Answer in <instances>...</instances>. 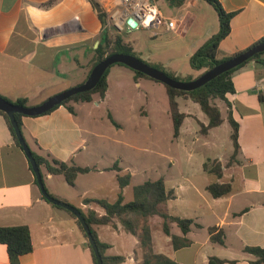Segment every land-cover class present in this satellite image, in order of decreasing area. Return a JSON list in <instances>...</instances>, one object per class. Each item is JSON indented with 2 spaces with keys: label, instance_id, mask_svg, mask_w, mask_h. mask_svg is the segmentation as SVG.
<instances>
[{
  "label": "crops",
  "instance_id": "crops-1",
  "mask_svg": "<svg viewBox=\"0 0 264 264\" xmlns=\"http://www.w3.org/2000/svg\"><path fill=\"white\" fill-rule=\"evenodd\" d=\"M49 1L0 0V96L13 102L26 98L27 107L38 106L48 98L82 84L93 69L96 49L105 30L114 33L108 25L104 29L92 3H98L107 16L114 0H56L48 8L45 5ZM219 1L227 13H234L230 33L217 50L216 56L221 60L251 48L264 38V0ZM168 4L172 14L167 18H184L178 32L164 27L159 29L157 36L149 32L154 38L178 39L179 45L174 48L184 53L175 59H165L161 51L154 56V65L159 64L176 75L185 72L193 80L197 79L206 69H193L191 57L219 32L220 22L219 27L212 28L203 21L202 14L196 11L200 0L183 3L168 0ZM135 40L125 41L136 52ZM110 70L115 71L109 72L106 95L95 94L91 102L72 103L75 114L67 106H60L46 115L22 118L23 135L37 155L91 169L79 174L75 185L70 186L64 175H53L41 168L48 192L83 214L93 211L98 217L105 216L106 211L90 201L115 203L120 192L119 174L132 176L122 194L124 203L134 200L136 186L132 182L137 169L124 154L119 156L123 161L121 164L113 163L116 156L100 145L91 146L90 141L98 138L114 142L123 149L141 150L126 140L109 138L96 131V120L90 119L91 108L83 116L84 120H80V113L87 109L86 104L93 103L98 109L105 106L117 121L116 133L125 132L126 127L110 110L108 103L112 81L115 77L116 84L124 87L127 85L125 79H130L132 86L141 88L144 79L123 65L116 64ZM231 80L235 91L226 96V101L217 103L224 122L207 135L200 132L201 125L209 124V118L200 106L190 98H178L183 101L184 110L180 102L178 104L185 119L179 137H172V143L178 144L186 160L178 162L175 157H167L171 163L161 179L167 190L174 191L175 197L161 208L168 215L192 220L193 224L184 235L176 223H169L167 234L161 217L153 216L148 221L154 252L178 264H209L211 258L222 260V264H253L257 258L247 249H264L262 61L246 63L233 72ZM229 113L238 124L240 146L232 163L234 145ZM212 161L221 165V178L205 170V164ZM116 165L121 168L120 172ZM216 182L231 184V193L220 198L212 197L207 187ZM132 192L133 200L130 199ZM17 226L30 229L33 246L31 252L19 257L18 264H95L88 238L76 219L67 210L44 199L29 160L16 145L6 120L0 115V227ZM92 228L99 240L109 245L105 256L124 257L120 264H142L143 252L138 237L127 232L118 219ZM212 236L221 237L223 244L213 242ZM174 238H185L189 245L175 249ZM0 264H13L7 247L2 244Z\"/></svg>",
  "mask_w": 264,
  "mask_h": 264
},
{
  "label": "trees",
  "instance_id": "trees-1",
  "mask_svg": "<svg viewBox=\"0 0 264 264\" xmlns=\"http://www.w3.org/2000/svg\"><path fill=\"white\" fill-rule=\"evenodd\" d=\"M170 1H177L179 3H183L186 0H170ZM204 1L212 5L214 9L217 11L220 22V30L216 35H214L209 41H207L202 47H200L193 54V56L191 57V66L193 69L195 70L206 69V71H208L213 67H215L216 65H219L229 59H232L246 52L247 50L253 47H256L259 44L264 43V38H262L261 40L256 42L251 48L245 51H242L240 53H237L233 56L221 60L218 59L216 55L219 44L230 33V21L234 16V13H227L222 7V4L219 0H204ZM55 3L56 0H50L48 3H46L45 6L50 8ZM98 16L105 29L108 24L106 13L105 12L101 13ZM115 54H129L140 58L139 56H137L136 52L134 51L133 46L130 43H127L121 35L116 34L115 32L112 34L109 31L105 30L104 35H102L101 37V42L96 49V59L93 68L99 62ZM263 58H264V52L255 55L246 63L253 60L264 61ZM144 62L156 69L163 71L170 78L181 81L179 75H176L171 72H167L166 70L163 69L164 67H161V65L150 64L146 61ZM246 63L226 73H223L222 75L211 80L201 88L191 92L176 90L165 85L169 95V110L174 125V138L179 137L180 129L185 119V115L181 113L179 110V104L177 101V98L179 97L190 98L192 101H194L200 106L202 111L209 118V124L207 126L201 125V129H200L201 134L207 135L211 129L222 125L224 119L220 111V108L217 106L215 101L216 100L226 101V96L235 91L233 82L231 80V75L233 74V72L244 66ZM113 66H111L106 71V73L100 80L99 84L93 90L77 94L71 97L70 99L66 100L65 102H63L61 105L55 107L53 110L43 115L51 113L60 106H67L69 111L75 114V108L72 105V103L91 102L95 94L104 97L106 95V92L108 91V75L110 69ZM134 72L136 73L137 77H145L155 81L154 79L146 76L141 72H137V71ZM191 80L193 79L189 78V81ZM10 102L24 107H27L28 105V100L26 98L18 99L15 102L13 101ZM0 115L3 116L4 119L6 120L8 128L10 129V132L13 136L16 145L20 149H22L21 146L19 145L18 139L16 138L15 132L10 123L8 115L3 111H0ZM15 117L22 130V118L24 117V115L16 114ZM110 119L113 124L117 125V122L113 119L112 116H110ZM228 119L232 127L231 138L234 145V153L230 161V163H232L236 160L240 152V146L238 143V124L231 116V113H229ZM33 156L35 157L37 164L40 166V168H45L48 173L53 175H64L66 181L70 186L75 185L76 178L79 174L88 173L91 170L90 168H83L76 166L74 164L68 165L56 159H47L45 157L37 155L35 152H33ZM116 166L118 172H120L121 168H119L118 165ZM204 168L206 171L211 172L212 174L216 175L218 178H221L223 175V169L221 165H219V163L216 161L206 163ZM42 177L44 181L43 174ZM131 178L132 176L130 174L118 175L120 192H119L118 200L115 203H110L107 200L90 201V202H95L99 206L104 208V210L106 211L105 216L98 217L97 214L93 211H90L88 214H83L88 225L91 228L94 239L99 247L100 253L104 260V264H120L125 260L124 257L105 256V252L109 248V245L102 243L99 240L96 231L92 228L93 225H106L113 223V219H118L127 232L132 233L133 235L138 237L140 248L142 249L143 252L142 264H178L177 262L173 261L167 256L162 254H156L154 252L151 229L148 224V221L153 216H159L164 220L165 233L167 234L169 233V223L170 224L176 223L180 227L184 235L189 232L193 224V221L188 219L172 217L162 210L161 205L175 197L174 191L172 190L169 191L166 189L163 179H159L156 181H147L141 185L136 186L134 189V200L130 203H124L122 191L126 186H128L131 183ZM207 190L212 195V197L220 198L229 195L232 191V186L229 183L221 184L216 182V183H211L207 187ZM50 195L52 197H55L52 194ZM69 213L72 215L74 219H76L79 228L85 234L81 226V223L77 220L75 215L71 212ZM85 236L87 237L86 234ZM212 241L223 244V240L219 236H212ZM0 244L5 245L7 247V251L12 263L18 264L19 257L31 252L33 249L30 229L27 226L0 227ZM188 245H189V241L185 238L173 239V246L175 249H179ZM247 251L254 254L257 258L253 264H264V249L248 248ZM94 263L97 264L95 255H94ZM222 263L223 261L217 258H211L209 262V264H222Z\"/></svg>",
  "mask_w": 264,
  "mask_h": 264
},
{
  "label": "rangeland",
  "instance_id": "rangeland-1",
  "mask_svg": "<svg viewBox=\"0 0 264 264\" xmlns=\"http://www.w3.org/2000/svg\"><path fill=\"white\" fill-rule=\"evenodd\" d=\"M156 3L157 7L166 17L172 14L168 0H156ZM196 11L202 14L203 21L209 26L212 28L219 27L218 13L212 5L204 0H200V5ZM122 35L125 40L138 39L135 40L137 46L136 54L150 64H154V56H157L161 51L165 59H175L184 53L183 50H176L174 48L179 45L178 39H174L173 41L169 39L168 41V39L163 37L154 38L147 30H138L132 33L126 31ZM131 73L136 75L134 71ZM140 78L144 79L142 80L141 88L137 85L132 86L130 79H125L127 85L124 87H119L116 84L118 82L117 78L114 77L112 81L110 100L108 103L110 110L115 113V116L126 127L125 132L116 133L115 124L112 123L111 119L108 120L110 111L105 106H101L98 109L94 108L93 103H88L86 104L87 109L80 113V120L83 121V116L86 114V111L91 108L92 117L90 119L96 120L94 125L96 131L106 134L109 138L126 140L129 144L136 145L141 149H123L114 142H108L107 140L98 138L90 141L91 146L100 145L106 152L116 156V159L112 160L113 163L121 164L123 162L121 157H119L120 154H124L128 162H133L137 169L132 182L135 186L147 181L161 179L162 175L167 172V165L171 163V159L167 157H175L178 159V162H184L186 160L181 150L178 149V144L172 143V137L174 138V125L170 116L169 95L165 85L149 78ZM179 78L181 81L187 82L190 77L187 76V73L183 72L179 75ZM177 101L180 102L182 110H184L183 101L178 98ZM215 103L221 104V100H216ZM192 113L195 114L194 109H192ZM87 126L89 127V125ZM104 161H107L106 157ZM130 199L133 200V192L131 193Z\"/></svg>",
  "mask_w": 264,
  "mask_h": 264
},
{
  "label": "water",
  "instance_id": "water-1",
  "mask_svg": "<svg viewBox=\"0 0 264 264\" xmlns=\"http://www.w3.org/2000/svg\"><path fill=\"white\" fill-rule=\"evenodd\" d=\"M92 3L98 14H101L104 12V9L98 3H96L95 1H93ZM263 52H264V43L259 44L256 47H253L247 50L246 52L232 59H229L219 65H216L212 69L206 71L204 74H202L197 79L187 81V82L178 81V80L170 78L163 71L150 66L149 64L145 63L143 60H141L140 58L136 56L129 55V54H115L99 62L92 69L90 75L85 80V82H83L82 84L76 87H73L62 93H59L57 95H54L48 98L46 101H44L42 104L38 106L24 107V106L16 105L0 96V111H3L4 113L8 115L10 123L15 132L16 138L18 139L19 145L21 146L23 152L25 153L27 159L30 162L31 168L35 174L38 186L40 187V190H41V193L44 199H46L49 203L55 206L61 207L75 215L77 220L81 223V226L85 234L87 235L89 244L93 250L97 264H104V260L100 253L99 247L94 239L91 228L88 225L83 213L78 208L70 205L69 203L63 202L55 197H52L50 193L47 191L46 186L43 181L41 168L37 164V161L35 157L33 156V152L30 146L28 145V143L26 142L23 132L16 120V117H15L16 114H22L24 116H40V115H43L53 110L55 107L61 105L63 102H65L66 100L70 99L71 97L77 94L91 91L99 84L100 80L102 79L106 71L111 66L116 65V64L124 65L134 71L141 72L145 74L146 76L154 79L155 81H158L173 89L191 92V91L201 88L202 86H204L211 80L217 78L218 76L222 75L223 73H226L246 63L248 60H250L255 55L259 53H263ZM262 63L264 65V61H262Z\"/></svg>",
  "mask_w": 264,
  "mask_h": 264
},
{
  "label": "built area",
  "instance_id": "built-area-1",
  "mask_svg": "<svg viewBox=\"0 0 264 264\" xmlns=\"http://www.w3.org/2000/svg\"><path fill=\"white\" fill-rule=\"evenodd\" d=\"M107 22L108 27L119 35L144 29L157 36L161 27L178 32L184 18H167L157 7L156 0H114L107 11Z\"/></svg>",
  "mask_w": 264,
  "mask_h": 264
}]
</instances>
